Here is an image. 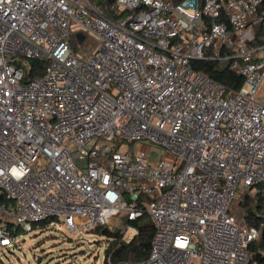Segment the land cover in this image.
Instances as JSON below:
<instances>
[{
	"label": "built area",
	"instance_id": "obj_1",
	"mask_svg": "<svg viewBox=\"0 0 264 264\" xmlns=\"http://www.w3.org/2000/svg\"><path fill=\"white\" fill-rule=\"evenodd\" d=\"M109 10L0 0V248L17 246L13 224L91 230L146 212L149 257L108 264H250L260 232L239 206L264 195V42L253 43L264 0ZM86 32L101 39L89 57L74 41ZM196 59L226 62L242 85L229 90ZM36 60L47 65L32 76Z\"/></svg>",
	"mask_w": 264,
	"mask_h": 264
},
{
	"label": "rangeland",
	"instance_id": "obj_2",
	"mask_svg": "<svg viewBox=\"0 0 264 264\" xmlns=\"http://www.w3.org/2000/svg\"><path fill=\"white\" fill-rule=\"evenodd\" d=\"M85 42H75L79 54L89 57L100 47L101 39L90 32H86ZM28 68V65L26 66ZM34 76V74H32ZM258 98L264 102V85L260 89ZM133 147L136 144H132ZM152 143L146 146L149 150ZM161 154L164 150L160 149ZM160 154V155H161ZM242 212L239 206V212ZM126 211L118 218H113L106 225L110 230L121 232L125 239L133 236L134 231L127 226ZM13 234L17 246L0 248V264H104L106 248L109 244L108 236L104 231L96 228L91 230H70L62 218H52L42 223L40 229L24 230L21 226Z\"/></svg>",
	"mask_w": 264,
	"mask_h": 264
},
{
	"label": "trees",
	"instance_id": "obj_3",
	"mask_svg": "<svg viewBox=\"0 0 264 264\" xmlns=\"http://www.w3.org/2000/svg\"><path fill=\"white\" fill-rule=\"evenodd\" d=\"M97 3L103 12L111 16L109 5L112 0H91ZM178 2L180 0H174ZM263 28L257 27L256 38L253 43L259 44L264 42ZM47 65L45 60H36L33 63L32 74L40 75L44 72ZM192 65L195 69L200 70L216 81L224 84L229 90L238 89L244 78L241 74L230 69L229 65L220 60H193ZM240 209L248 225L259 229V237L250 243L251 252L250 264H264V195L261 193L250 192L246 195L240 204ZM129 225L136 228L133 236L125 239L121 232L110 230L107 226H100L96 229L104 231L108 236L109 244L105 250L106 259L104 264L109 261L118 262L122 260L141 261L149 257L151 251L152 239L155 233V226L148 215L144 213L134 220H128Z\"/></svg>",
	"mask_w": 264,
	"mask_h": 264
},
{
	"label": "water",
	"instance_id": "obj_4",
	"mask_svg": "<svg viewBox=\"0 0 264 264\" xmlns=\"http://www.w3.org/2000/svg\"><path fill=\"white\" fill-rule=\"evenodd\" d=\"M78 37L80 38V40H83L85 36L80 33V34H78Z\"/></svg>",
	"mask_w": 264,
	"mask_h": 264
}]
</instances>
